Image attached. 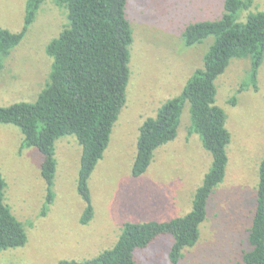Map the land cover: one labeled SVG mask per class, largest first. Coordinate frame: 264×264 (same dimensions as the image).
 <instances>
[{"label":"rangeland","instance_id":"374dc122","mask_svg":"<svg viewBox=\"0 0 264 264\" xmlns=\"http://www.w3.org/2000/svg\"><path fill=\"white\" fill-rule=\"evenodd\" d=\"M25 11L26 0H0V28L21 30ZM257 11H264V0H253L249 8L240 11L238 21ZM223 12L224 0H127L133 43L126 104L89 178L94 214L87 224L81 223L86 202L77 190L82 146L76 137L65 135L56 141L53 201L42 215L47 198V184L41 175L43 155L36 147H21L20 127L0 123L5 202L28 235L24 246L0 250V264L89 259L117 242L125 221H166L192 209L196 189L210 170L213 157L199 134L188 131V101L176 138L156 148L143 175L134 177L132 166L139 127L182 92L214 43V36H209L187 45V25L219 19ZM66 22L64 6L54 0L43 1L24 38L1 59L0 106L37 99L53 63L46 46ZM250 69V58H234L216 80V102L224 109L231 132L226 174L208 201L207 219L200 225L197 243L184 248L179 264H245L241 254L248 247L259 164L264 157V61L256 87ZM234 95L235 104L230 102ZM172 244V235L165 234L147 247L137 248V264H170Z\"/></svg>","mask_w":264,"mask_h":264},{"label":"trees","instance_id":"16d2710c","mask_svg":"<svg viewBox=\"0 0 264 264\" xmlns=\"http://www.w3.org/2000/svg\"><path fill=\"white\" fill-rule=\"evenodd\" d=\"M43 1L26 0L21 30L0 28V70L2 57L24 38ZM54 1L66 8L67 22L46 46L53 58L49 80L35 101L0 106V123L20 127L21 147H36L43 155L41 175L47 184V198L42 215L53 201L56 141L65 135L76 137L82 146L77 190L86 202L81 223L87 224L94 214L89 178L102 159L113 126L126 104L133 30L126 15L127 0ZM252 4L253 0H224V12L219 19L187 25V45L200 43L209 36H214V43L204 55L203 66L192 73L182 92L167 100L156 116L147 118L139 127L132 166L134 177L147 171L156 148L176 138L185 103H190L188 131L199 134L213 157L210 170L196 189L192 209L166 221H125L111 248L89 259H64L58 264H137L135 250L165 234L173 237L170 264H179L184 248L197 243L200 225L207 219L208 201L225 177L231 142L227 115L216 102V80L232 59L250 58V77L256 87L258 70L264 61V11L250 13L245 21H238L240 11ZM230 102H237L236 95ZM5 187L0 169V250L24 246L28 239L23 222L5 202ZM247 246L242 251V261L264 264V157L259 164L256 207L248 228Z\"/></svg>","mask_w":264,"mask_h":264}]
</instances>
